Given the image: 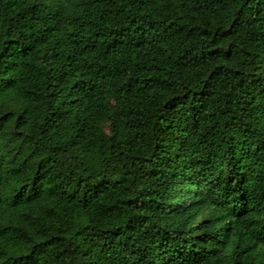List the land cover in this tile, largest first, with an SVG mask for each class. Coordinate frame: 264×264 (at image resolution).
I'll list each match as a JSON object with an SVG mask.
<instances>
[{"label": "trees", "instance_id": "trees-1", "mask_svg": "<svg viewBox=\"0 0 264 264\" xmlns=\"http://www.w3.org/2000/svg\"><path fill=\"white\" fill-rule=\"evenodd\" d=\"M0 264H264V0H0Z\"/></svg>", "mask_w": 264, "mask_h": 264}]
</instances>
